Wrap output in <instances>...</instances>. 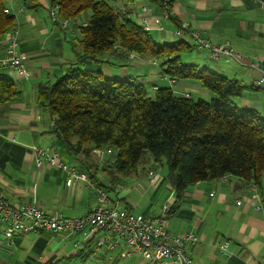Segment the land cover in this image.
<instances>
[{"label":"crops","instance_id":"0c3cea01","mask_svg":"<svg viewBox=\"0 0 264 264\" xmlns=\"http://www.w3.org/2000/svg\"><path fill=\"white\" fill-rule=\"evenodd\" d=\"M15 1L11 0L12 5H6L13 13ZM38 7L50 10V1L41 0ZM38 7H31L24 0V5L20 3L17 9L22 14L17 24L19 51L24 55L31 77L25 78L11 68L0 69V74L9 77L22 92L18 99L6 106L0 105V194L14 205L29 201L41 205L50 213L82 216L98 205V182L102 184L99 187H106V191H115V197L107 193V205L118 203L136 213L152 216L164 213V225L174 234L195 233L199 240L189 245V251L196 261L204 264H264V187L257 188L234 175L200 181L189 185L179 207L171 210L175 190L166 175L157 173L156 167H153L156 172L153 178L147 175L150 166L141 172L150 186L143 184L139 172L134 174V187L142 185L146 192L152 188L153 198L159 199L141 203L136 198V194L141 196V192H145L140 190L141 187L135 188L136 192L133 187L124 185L125 181H121L120 177L107 181L103 175L104 172L112 175L106 166L114 158L110 161L108 157L102 158L100 150L93 152L90 162L76 160L65 153L59 138L52 132L53 117L37 106L36 94L39 84L61 75L62 70L75 60L70 42L74 34L69 35L66 28L56 24L47 25L38 16ZM122 7L130 12L131 18L150 29L154 38L161 43L179 39L195 43L193 31L217 43L229 41L240 52V58L224 60V63L214 62L213 70L247 84L250 88L234 102L264 114V88L253 84L260 71L248 66V61L257 57L264 67L263 9H258L249 0H175L173 18H162L156 22L159 8L149 0H135L132 5ZM144 7L147 11L143 10ZM182 24H186L188 29L176 37L174 31ZM24 25L26 27L23 28ZM159 25L164 29L160 30ZM4 48L3 38L0 41V57L4 54ZM198 48L199 53H195L194 49L189 55L192 56L190 62L207 66L205 58L209 57L205 50ZM115 55L125 58L118 52ZM135 57L143 61L148 59L157 65L150 58ZM99 63L94 68L100 69ZM116 65L120 66L115 67L121 71L127 69L122 60ZM141 66L137 64V69ZM126 74L142 77L139 73ZM158 79L163 82L168 79L161 69ZM175 84L180 94H206L201 84L194 80H180ZM152 85L161 86L158 81ZM34 145L47 151H57L69 166L87 175L92 172L96 179L88 175L89 180L77 179L67 185L66 175L57 164H36L31 148ZM100 163L102 168L99 167ZM101 236V232L90 238H86L85 233L65 236L49 231L31 232L15 236L11 245H5L15 246L18 250L23 248L26 253L23 262L27 264L152 263L139 253L123 256L124 247L98 246L96 241ZM1 238L0 231V244ZM26 239L29 241L25 243ZM226 240L230 241L229 244L222 247ZM160 263L173 264L170 261Z\"/></svg>","mask_w":264,"mask_h":264},{"label":"trees","instance_id":"16d2710c","mask_svg":"<svg viewBox=\"0 0 264 264\" xmlns=\"http://www.w3.org/2000/svg\"><path fill=\"white\" fill-rule=\"evenodd\" d=\"M25 1L36 8L41 0ZM49 1L51 6H59L61 20L91 12L77 27L80 38L70 40L75 60L54 81L37 88V106L53 117L52 132L65 153L83 161L92 158L94 151L111 148L115 157L106 169L112 181L137 173L142 164L156 167L165 159L166 177L175 190L171 210L179 207L188 186L200 181L234 175L257 188L264 187V114L234 102L250 88L247 84L196 63H184L181 55L199 47L196 42L179 39L161 43L115 3ZM125 1L130 4L135 0ZM149 1L161 13L175 0ZM6 10L0 0V41L17 27L15 14ZM118 50L152 59L171 83L199 82L213 94L212 99L176 93L168 85H152L151 94L138 76L108 78L94 68L100 54ZM21 93L9 77L0 74V105L6 106ZM88 175L96 179L92 172ZM100 185L97 182V187Z\"/></svg>","mask_w":264,"mask_h":264},{"label":"built area","instance_id":"2783aa9c","mask_svg":"<svg viewBox=\"0 0 264 264\" xmlns=\"http://www.w3.org/2000/svg\"><path fill=\"white\" fill-rule=\"evenodd\" d=\"M249 1L258 9L264 10V0ZM58 10L59 6L54 5L50 7L49 12L54 24L62 26L58 18ZM171 10L172 8L169 6L162 8L161 13L155 17L156 22L162 18H168ZM6 11L11 13L8 9ZM158 28L164 29L162 25H159ZM186 29H188L187 25L182 24L180 28L174 31V35L178 37ZM193 38L199 47L206 51L210 59L231 60L240 58V52L229 41L217 43L197 31L193 33ZM4 42L5 48L3 56L0 57V69L11 68L23 74L25 78H30L31 72L25 65L24 55L19 51L18 29L13 28L8 31L5 34ZM248 66L260 71V76L253 84L264 88L262 60L257 57L254 60L250 59ZM183 94L189 95L188 93ZM31 148L35 154L36 164L38 166H42L44 163L57 164L66 175L67 185H71L77 179L89 180L86 173L69 166L57 151H47L35 145ZM107 152H112L111 148H107ZM147 175L153 178L156 176V172L147 170ZM96 191L98 205L82 216L53 214L47 212L40 205L28 201L14 205L0 194L1 243L11 245L15 236L31 232L49 231L54 235L63 234L65 236L85 233L86 238L101 232L102 236L97 239V245H108L111 248L124 247L122 255L125 257L139 253L152 263L170 261L173 264H204L194 260L189 251V245L196 244L199 240L195 233L174 234L164 225V213L159 216H152L136 213L118 203L107 205V191L102 187H97ZM229 242L226 240L222 247H226Z\"/></svg>","mask_w":264,"mask_h":264},{"label":"rangeland","instance_id":"374dc122","mask_svg":"<svg viewBox=\"0 0 264 264\" xmlns=\"http://www.w3.org/2000/svg\"><path fill=\"white\" fill-rule=\"evenodd\" d=\"M105 1H107L109 3H113V4L115 3L116 7H120V8H123L122 5H127V6L132 5V3L131 4L126 3L125 0H117L116 2H114V0H105ZM4 2H5L6 5H9V4L12 3L11 0H4ZM20 3L22 5H24V0H16L15 1V5H14L15 8L13 9L14 14L16 16V22H17V24L19 22V19L22 18V16H21L22 14L20 15L21 12H19L17 10L18 7H19V5H20ZM27 3H29V2L27 1ZM146 9L147 8H145V7L143 8L144 11ZM36 11L38 13V16L41 17V19H43V21L47 25L48 24L50 26L54 25V21H53V19L50 16V12H49L50 10H49V8L46 9L44 7H41V8L38 7ZM90 13H91L90 10H87L86 12H83L78 17H76V19L70 20V21L59 19L60 22H61L62 27L67 29L68 34L69 35L70 34H74L73 37H72V39L74 41L78 40L77 38H80V33H79V30H78L77 27H79L80 24L84 23V21L88 18V16L90 15ZM172 14H173V12L171 10V14L170 15H172ZM24 27H26V26L24 25L23 28ZM22 31H23V29H22ZM194 32L195 31H193L192 33H194ZM4 38H5V35H4ZM197 50L199 51V48L198 47L195 49L194 52L197 53L198 52ZM116 52H118L119 54H122L120 52V50H118ZM190 54H191V52L184 53V54L181 55L182 61L184 63H190V61L192 60V56H189ZM123 55L125 56V58L123 57V59L121 57L115 55V53H113V52H104V53H102V54L99 55V58L102 60V62L99 63V68L101 69V71H102V73H103V75L105 77H108V78H115V77L126 78V77L129 76L126 73H130V75L131 74L132 75H136V73H139L142 76V77L139 78L140 81L143 82V83H145V84H148L149 89L152 90L150 92L151 94H153V89H152L151 85L153 83H155L156 81H158V83L161 86H167L168 85V86H171L174 90L177 89L176 84L171 83L169 79H167V81H164V82L161 81L160 79H158L160 77V66L158 64L157 65L156 64L154 65L153 62L152 61H148V59H146L145 61L140 60L138 57H135L137 54H134V53H125ZM120 60L123 61L124 67L127 68L124 71L123 70L121 71V70H119V68H116V67H120V66H117L116 65V62L117 63H120ZM205 61H206L205 63L207 64V66H202L201 65L200 66L201 68L202 67H205V68L213 69L214 62L224 63V60L223 59H221V60H215V59L205 58ZM210 61H212V62H210ZM137 64H142V66H141L140 69H137ZM64 72H65V69L62 70V73H64ZM54 79L55 78H52L51 81H54ZM203 90L206 92L205 95H203L201 92H199V93H193L192 96L195 99L201 98V99H204L206 101H210L212 99V97H213V94L208 89H206L204 87H203ZM176 93H178L177 90H176ZM101 151H102V153H101L100 156H102V158L108 157L109 158V161H110L112 158L115 157V152L114 151L113 152H110V153H107V148H106V150L104 149V150H101ZM91 157H93V155ZM89 160L91 161L92 158H87L86 161H89ZM149 165H150L149 162L140 165L139 171H138L139 172V176H140L143 184L146 185V186L149 185L148 179H147V177L145 175H142L141 172L143 170L142 168H146ZM99 167L102 168V163H100V166ZM149 168H150L149 170H153L155 172V170H154L153 167H149ZM156 171L160 175H164V176L166 175V173H167V165L165 163V159L162 160V164L161 165H157L156 166ZM100 172L103 173L102 172V169L100 170ZM103 175L105 176V178L107 179V181H110L112 175H109L108 172H104ZM117 175L119 176V174H117ZM135 176L136 175H134V174L120 175V178L122 179L121 181H125L124 182V185H127V186L129 185L130 187H133L136 192H138V191L135 188H139V187L142 188V189L139 188L141 191H145V189L142 187V185H139V187L138 186L137 187H134L133 182H136V177ZM104 189H106L105 186H104ZM107 193H109V195L112 196V197H115V195H116L115 194V191L113 189H109L107 191ZM141 193L143 194L141 196H139L138 194H136V198L139 199V202H141V203H147V202H149V200H151V201L154 200L155 202L156 201H159L158 198H153V196H152V194H153L152 188L149 191H147V192L145 191V192H141ZM27 238H29V236H27ZM28 241H29V239H26L25 243L28 242ZM26 252H27V250H26ZM25 254L26 253H24L23 248H21V249L19 248V250H18L15 246H11L10 247V246H6L4 243H1L0 244V264H11V263L12 264H27V263L23 262V259H24ZM93 263L94 262H91V264H93ZM117 264H120V263H117ZM156 264H161V263L160 262H157Z\"/></svg>","mask_w":264,"mask_h":264}]
</instances>
